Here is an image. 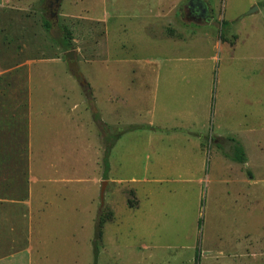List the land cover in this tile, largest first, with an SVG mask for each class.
<instances>
[{"label":"rangeland","instance_id":"obj_1","mask_svg":"<svg viewBox=\"0 0 264 264\" xmlns=\"http://www.w3.org/2000/svg\"><path fill=\"white\" fill-rule=\"evenodd\" d=\"M191 1L12 0L36 27L52 22L34 47L45 37L62 58L32 64L35 110L48 99L64 111L39 135L26 258L93 264L104 216L98 264H264V0H195L203 15ZM62 28L78 72L54 41ZM94 107L109 126L107 178ZM187 124L200 135L166 133ZM232 137L246 163L223 151Z\"/></svg>","mask_w":264,"mask_h":264},{"label":"crops","instance_id":"obj_2","mask_svg":"<svg viewBox=\"0 0 264 264\" xmlns=\"http://www.w3.org/2000/svg\"><path fill=\"white\" fill-rule=\"evenodd\" d=\"M22 10L24 8L14 5L12 0L0 2V264H41L44 261L35 263L33 258H26L34 247L37 228L34 159L41 151L37 144H44V136L50 137V128L44 129L50 115L61 116L64 111V107L49 105L48 99L41 102V115L35 110L37 90L32 85V64L38 60L62 58L57 54L49 55L48 50L54 46L45 37L38 40L39 47H34L38 33H44V27L48 29L47 22L43 18V27H36L34 15L22 17ZM28 42L33 45L27 46ZM211 48H214L212 43ZM184 113L180 110L177 115ZM188 126H167L165 129L167 134L200 135L188 131ZM45 151L48 153V142ZM50 167L54 165L43 164V169ZM47 190L45 187L43 192ZM47 205L45 203L41 209L45 210Z\"/></svg>","mask_w":264,"mask_h":264},{"label":"trees","instance_id":"obj_3","mask_svg":"<svg viewBox=\"0 0 264 264\" xmlns=\"http://www.w3.org/2000/svg\"><path fill=\"white\" fill-rule=\"evenodd\" d=\"M45 17V15H43ZM45 21L47 22L48 29L50 30L53 26L52 22L45 17ZM54 41L61 47L63 50H69L74 48L73 43L70 40V31L65 30L62 28V35L60 38H55ZM91 102H93V99H90ZM95 108V107H94ZM93 116L94 120L99 128V131L102 135V141H103V147H104V156H103V168H104V178L106 177V173L108 172L110 168V163H109V158L111 155V150H112V144L110 142V138L108 137L109 135L105 134V131L108 129V125L103 121V119L100 116V113L98 110L93 109ZM233 142V147L230 151L226 150L223 148V151H225L226 156L230 157L233 161L239 162V163H246L248 160L247 152L246 149L243 145V143L237 139L232 137L231 138ZM248 176L250 178L253 177V173L250 169H248ZM107 219L104 216H100L96 220V233H95V238L93 240V253H94V263L93 264H98V259H99V254H100V240L102 239L103 236V230H104V225L107 222Z\"/></svg>","mask_w":264,"mask_h":264},{"label":"water","instance_id":"obj_4","mask_svg":"<svg viewBox=\"0 0 264 264\" xmlns=\"http://www.w3.org/2000/svg\"><path fill=\"white\" fill-rule=\"evenodd\" d=\"M61 0H51V6H58L60 4ZM67 57L69 58V66L71 69H74L75 71L78 72V66H77V62L75 60V50H69L66 52ZM78 74V73H77ZM79 75V74H78ZM87 81L85 79H83L81 81V85H86ZM108 182L105 181L103 183V187H102V191H101V196H100V208L99 210H102L103 207L105 206V192H106V187H107Z\"/></svg>","mask_w":264,"mask_h":264},{"label":"flooded vegetation","instance_id":"obj_5","mask_svg":"<svg viewBox=\"0 0 264 264\" xmlns=\"http://www.w3.org/2000/svg\"><path fill=\"white\" fill-rule=\"evenodd\" d=\"M190 4L193 5L191 9L197 10L200 15H203L207 12V7H205V5L201 1L192 0Z\"/></svg>","mask_w":264,"mask_h":264}]
</instances>
